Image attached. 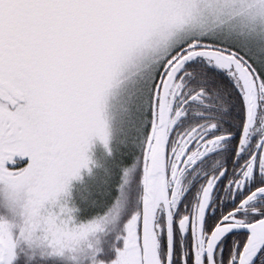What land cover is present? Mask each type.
<instances>
[{
	"label": "snow or ice",
	"instance_id": "6c2138e0",
	"mask_svg": "<svg viewBox=\"0 0 264 264\" xmlns=\"http://www.w3.org/2000/svg\"><path fill=\"white\" fill-rule=\"evenodd\" d=\"M0 264H264V0H0Z\"/></svg>",
	"mask_w": 264,
	"mask_h": 264
}]
</instances>
